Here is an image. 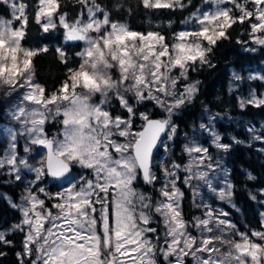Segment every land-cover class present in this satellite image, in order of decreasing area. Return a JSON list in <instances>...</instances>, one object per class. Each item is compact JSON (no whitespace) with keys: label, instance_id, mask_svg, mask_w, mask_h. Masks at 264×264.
<instances>
[{"label":"snow or ice","instance_id":"6c2138e0","mask_svg":"<svg viewBox=\"0 0 264 264\" xmlns=\"http://www.w3.org/2000/svg\"><path fill=\"white\" fill-rule=\"evenodd\" d=\"M203 3L208 7L184 21L191 27L169 39L112 19L102 0H74L79 10L72 17L65 0H0L7 13L0 15V90L12 125L2 129L0 174L23 182L34 173L19 203L4 197L20 219L0 230V246H14L12 233L23 235L17 264H264V212L259 228L241 231L229 212L204 202L201 191L231 204L235 184L224 157L245 140L226 141L215 127L217 114L208 113L207 123L198 125L205 139L195 128L184 134L186 163L166 165L154 155L169 150L179 132L174 117L199 94L200 81L191 80V73L215 67L214 50L233 26L247 25L248 39L239 43L264 48V0ZM139 5L182 11L192 0ZM30 24L44 34L41 40L61 34L53 50L64 73L54 90L37 79L34 60L50 48L29 38ZM247 79L264 82V73ZM238 105L264 107V93L252 89ZM56 124L51 134L48 127ZM246 131L248 147L264 145V127ZM258 152L264 155V147ZM49 179L60 190L38 186ZM186 190L201 215L186 216ZM258 197L264 205V188L249 193L253 201Z\"/></svg>","mask_w":264,"mask_h":264},{"label":"trees","instance_id":"16d2710c","mask_svg":"<svg viewBox=\"0 0 264 264\" xmlns=\"http://www.w3.org/2000/svg\"><path fill=\"white\" fill-rule=\"evenodd\" d=\"M28 2L32 4L34 0H28ZM65 3L68 5L70 17L75 16L79 9L73 6L74 0H65ZM102 3L111 12L112 19L126 23L132 29L140 32L160 31L169 39L173 33L182 29L184 21L189 15L204 4L203 0H192V5L182 11H152L145 10L139 5V0H102ZM117 4L123 5V7L117 9L115 7ZM129 7H131V12L128 11ZM0 15H7L3 6H0ZM169 23H171L170 27ZM29 29V38L33 42L41 40L44 34L40 32L37 25L30 24ZM246 30L247 25L233 26L230 30V38L221 41L214 50L212 63L215 67H203L191 73V80L200 81V91L194 102L179 110L174 117L175 123L179 126L178 137L171 142L173 150L165 160L167 163L174 159L177 162L184 161L182 156L184 134L187 133L191 136L194 128L198 131V125L206 119L208 113L222 116L216 120L215 127L223 134L225 140L227 141L230 136H236L246 141L244 145L236 146L230 154L225 155L227 167L231 172L229 179L235 184L232 202L236 208L230 209V219L237 224L241 231L249 227L259 228L261 220L259 214L263 210L259 203L261 197H258L257 201H253L249 198V193L255 194L259 189L264 188V155L258 152V149L264 145L253 142L252 146L248 147L247 139L250 134L246 131L248 125H253L257 129L264 127V107L248 106L241 109L238 100L243 95L238 90H231L233 71L244 73L246 70L260 68L264 64V48H258L254 52L245 51V47L250 43L244 45L238 42L248 39ZM41 42L48 45L50 51L37 56L34 60L37 79L49 90H54L58 87L64 73V65L60 63L53 50L61 43V34H49V38L43 39ZM69 51H79V48H70ZM251 83L263 86L260 82ZM148 107L151 109L152 105H148ZM156 111L158 112V110ZM1 112L0 105V114ZM56 125L49 126L48 130ZM0 147H3V143H0ZM158 155L159 153L156 154L157 157ZM157 171L159 173V169ZM246 173H251L256 179L249 180ZM50 187L53 190V185ZM139 187L154 194L149 187L143 184H140ZM21 192L22 188L16 181L13 179L7 181L4 174H0V230L8 229L20 219V213L9 206L4 195L9 196L13 201H18ZM184 211L189 218L195 214L191 193L187 190ZM8 238L13 241L14 246H0V251L6 253L5 256L0 257V264H17L16 253L21 249L23 235L12 233Z\"/></svg>","mask_w":264,"mask_h":264},{"label":"rangeland","instance_id":"374dc122","mask_svg":"<svg viewBox=\"0 0 264 264\" xmlns=\"http://www.w3.org/2000/svg\"><path fill=\"white\" fill-rule=\"evenodd\" d=\"M208 7V5H206V4H203L200 8H207ZM186 27H191V25L190 24H183V27H182V29L181 30H183L184 28H186ZM247 47H256V49H258V48H260L258 45H252L251 43H250V45H248ZM233 72H235V71H233ZM238 73V72H237ZM261 73H264V64L262 65V67H260V68H254V69H251V70H246L244 73H239L240 75H242L243 77H245V79L244 80H242V81H235L234 79H233V75H232V81H231V90H238L239 92H241V94L243 95V97H246L248 94H249V91L250 90H252V89H254V90H256V92L259 94V93H264V82H261V81H258V80H248L247 79V77L250 75V74H261ZM244 74V75H243ZM251 82H260V83H262L263 84V86L262 87H260L259 85H257V84H254V83H251ZM0 105H1V108H2V112H1V114H0V140L1 141H3V138L6 136V133H3V131H2V129L4 128V127H6V126H12L11 124H10V122L7 120V118L5 117V112H6V105H7V101L5 100V98H4V93H3V91L2 90H0ZM141 110H143V109H141ZM211 114H215V113H211ZM220 117H222V116H219V115H217V119H219ZM224 120H226V119H224ZM204 123H207V119H205L204 121H203ZM248 126H253V125H248ZM247 126V127H248ZM58 129H59V125L57 124L55 127H53V128H50L48 131L51 133V134H54V133H56L57 131H58ZM196 134L198 135V136H200V138L201 139H205V136H203V135H201L200 133H199V130L198 131H196ZM222 134V133H221ZM192 135H193V133H192ZM223 135V134H222ZM22 142V141H21ZM186 141L185 140H183V142H182V146H183V144L185 143ZM207 142V141H206ZM169 144H170V148H169V150L166 152L163 148H160L159 149V151L157 152V153H159V155H158V157L156 156V154L157 153H155L154 155H155V158H156V161L158 162V163H163V164H169V162L167 163V162H165V160L167 159V157H168V155L170 154V152L173 150V145H172V143L171 142H168ZM183 152V151H182ZM213 154L215 155L216 153H215V151L213 150ZM183 157H184V163H186L187 162V157H186V155L183 153V155H182ZM40 157H36V159H34V160H32V161H30V162H32V163H36V160H38ZM173 161H177V160H173ZM165 162V163H164ZM224 164H225V166L227 167V164H226V159H225V157H224ZM228 168V167H227ZM159 174V173H158ZM180 175L181 176H183V173L181 172L180 173ZM5 177H6V180L7 181H10L12 178L11 177H8V176H6V175H4ZM34 179V173H26L25 174V179H24V181L23 182H17L19 185H20V187L22 188V192H21V194H20V197H21V195L24 193V189H25V187H26V185H27V183L29 182V181H32ZM195 183V182H194ZM51 185H53V190H51L52 188L50 187ZM38 186H40V187H45L46 189H48L49 191H51V192H56V191H58V190H60V185L58 184V183H55V185H54V183H53V181L51 180V179H49L48 180V182L46 183V184H40V185H38ZM157 187H159V183L157 184ZM201 191H202V194H203V199H204V202H207V203H210V204H212L215 208H217V209H223L224 211H226V212H229L230 213V209H235L236 207H232V204H234L233 202H231V204L230 203H228L227 201H220V200H218L216 197H215V195L214 194H212V193H210V192H208V190L206 189V188H203L202 187V189H201ZM5 196H7V195H4V197ZM9 199H11L9 196H7ZM20 197H19V199H18V201H16L17 203H19L20 202ZM192 198V197H191ZM11 200H13V199H11ZM198 202H199V198H198ZM262 208H263V210H262V212H264V205H262ZM193 210H195V214H194V216H199V215H201V213H202V211H203V209H198V208H196V207H194L193 206Z\"/></svg>","mask_w":264,"mask_h":264}]
</instances>
